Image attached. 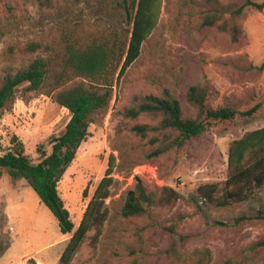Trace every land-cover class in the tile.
<instances>
[{
    "label": "rangeland",
    "instance_id": "obj_1",
    "mask_svg": "<svg viewBox=\"0 0 264 264\" xmlns=\"http://www.w3.org/2000/svg\"><path fill=\"white\" fill-rule=\"evenodd\" d=\"M120 1L0 0V84L6 74L45 55L42 49L28 51L29 43L57 47L66 35L90 36L111 19L124 20ZM243 2L161 0L156 26L118 80L108 106L93 115L87 137L57 182L76 228L109 155L114 156L115 182L105 199L109 213L101 236L92 244L93 230L88 231L66 264H176L167 251L170 227L186 236L178 249L190 264L197 259L195 249L201 248L210 252L207 264L226 259L232 264H264V246L247 249L264 238V185L251 198L223 207L204 204L196 194L198 185L226 178L229 142L264 125V7L244 6L237 14ZM205 15H216L214 23L204 24ZM221 24H236L241 30L238 40L233 41ZM82 80L73 77L63 87ZM197 83L207 87L210 107H258L250 117L237 114L217 121L180 147L148 158L154 148L149 137L159 130L141 137L131 127L157 125L158 119L148 113L129 118L123 110L133 97L169 88L184 114L193 116L184 92ZM25 86L15 89L0 113V154L12 147L15 135L36 163L37 148L50 151L49 138L62 131L69 112L47 94L26 92ZM136 178L158 194L163 186H171L182 196L172 203L156 202L143 215L123 217L124 195ZM240 215L251 219L234 223ZM71 233L60 232L56 218L27 180L12 178L0 167V264H65L59 259Z\"/></svg>",
    "mask_w": 264,
    "mask_h": 264
},
{
    "label": "trees",
    "instance_id": "obj_2",
    "mask_svg": "<svg viewBox=\"0 0 264 264\" xmlns=\"http://www.w3.org/2000/svg\"><path fill=\"white\" fill-rule=\"evenodd\" d=\"M119 4L124 9V20L111 19L96 34L79 37L66 35L57 47L43 46L38 42L29 43L28 51L42 49L45 55L36 56L25 68L13 74H6L0 84V113L13 99L15 89L21 84H26V92L51 96L69 112L62 131L49 138L50 151L47 153L40 147L37 148L40 158L36 163L30 161L25 154L23 142L15 135L11 138L14 142L12 147L0 154V167L5 168L10 177H22L29 182L39 200L56 218L60 232H72L59 259L65 264L71 260L88 231L93 230L92 244L101 236L109 213L105 199L110 196L115 182L112 175L114 156L109 155L105 173L89 198L76 228L73 227L68 210L60 197L57 182L75 158L80 143L87 137L93 115L108 106L118 80L138 57L142 42L156 26L161 0H121ZM244 6L261 10L264 3L244 0L235 12L239 14ZM215 19L216 15H205L203 23L211 25ZM219 27L228 31L233 41L238 40L241 34L236 24L229 28L225 24ZM73 77L84 80L63 87ZM184 98L193 109V116L184 114L179 101L169 88H163L157 95L133 97L132 104L123 110V114L129 118L148 113L158 119L157 125L134 124L131 127L141 137L147 136L149 130H159L157 134L149 137L154 148L147 154L148 158L180 147L189 138L217 121L230 120L237 114L250 117L258 107L255 104L242 111H237L230 105L210 107L207 104L208 89L200 83L187 88ZM263 185L264 125L245 131L229 142L226 178L222 182L198 185L196 194L204 204L223 207L251 198L255 190ZM181 196L171 186H163L158 194L136 178L134 186L125 192L121 215L140 216L156 202L172 203ZM250 219V216L240 215L234 219V223ZM169 232L167 251L172 255L173 262L190 264L187 254L178 249V242L186 236L176 233L172 227ZM260 246H264V238L250 243L247 249L252 251ZM194 253L198 256L191 264L208 263V249H195ZM232 263V259H226L220 264Z\"/></svg>",
    "mask_w": 264,
    "mask_h": 264
}]
</instances>
